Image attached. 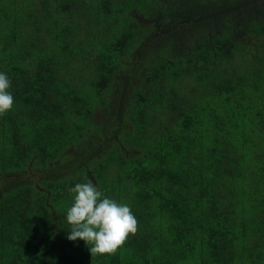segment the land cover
Instances as JSON below:
<instances>
[{
    "label": "trees",
    "instance_id": "trees-1",
    "mask_svg": "<svg viewBox=\"0 0 264 264\" xmlns=\"http://www.w3.org/2000/svg\"><path fill=\"white\" fill-rule=\"evenodd\" d=\"M0 264H264V0H0ZM138 221L67 239L77 183Z\"/></svg>",
    "mask_w": 264,
    "mask_h": 264
},
{
    "label": "clouds",
    "instance_id": "clouds-1",
    "mask_svg": "<svg viewBox=\"0 0 264 264\" xmlns=\"http://www.w3.org/2000/svg\"><path fill=\"white\" fill-rule=\"evenodd\" d=\"M11 81L0 72V115L13 107L14 97L9 91ZM69 191L74 194L67 209V221L71 225L67 239L83 240L91 256L115 254L127 240L135 235L138 221L127 204L102 195L92 180L77 183Z\"/></svg>",
    "mask_w": 264,
    "mask_h": 264
}]
</instances>
